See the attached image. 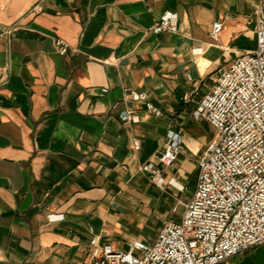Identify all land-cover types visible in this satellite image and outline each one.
<instances>
[{"label":"crops","instance_id":"0c3cea01","mask_svg":"<svg viewBox=\"0 0 264 264\" xmlns=\"http://www.w3.org/2000/svg\"><path fill=\"white\" fill-rule=\"evenodd\" d=\"M257 10L264 0H0V264H89L94 234L117 249L155 238L167 220L155 228L153 215L171 210L193 170L194 190L212 139L192 114L218 71L255 47ZM165 11L178 31L154 34ZM123 88L146 91L162 116ZM169 131L183 136L172 199L138 169ZM225 264H264V243Z\"/></svg>","mask_w":264,"mask_h":264},{"label":"built area","instance_id":"2783aa9c","mask_svg":"<svg viewBox=\"0 0 264 264\" xmlns=\"http://www.w3.org/2000/svg\"><path fill=\"white\" fill-rule=\"evenodd\" d=\"M256 12L255 47L218 71L192 114L208 122L214 135L198 157L195 188L178 220L165 221L152 240H129L122 249L101 242L102 236L94 234L87 248L89 264H225L264 243V13ZM222 27L219 21L213 23V41ZM151 30L176 33V15L165 11ZM55 47L60 55L68 49L60 38ZM8 77V70L0 68V85ZM122 92L124 101L142 103L146 111L162 116L146 91L123 88ZM119 118L130 125L135 110L124 108ZM166 138L155 160L138 168L160 191L176 186L167 171L183 144L181 134L169 131ZM133 145L138 150L139 140H133ZM177 188L181 191L183 186ZM177 212L175 204L171 213Z\"/></svg>","mask_w":264,"mask_h":264},{"label":"rangeland","instance_id":"374dc122","mask_svg":"<svg viewBox=\"0 0 264 264\" xmlns=\"http://www.w3.org/2000/svg\"><path fill=\"white\" fill-rule=\"evenodd\" d=\"M205 126L207 127V130L209 131L210 136L212 138L214 135L213 127L209 126L207 124H205ZM195 177H196V171L193 170V172L187 178L188 183L183 185V189L178 192L175 199H172L171 196L168 195L169 193H170V195L172 193L171 191L168 190V188L165 191L159 190L162 193V195L170 197L173 200L174 205L178 204V212L176 214H172L171 210H170L169 212L165 211L164 212L165 214H163V213L162 214L161 213L154 214L153 215L154 216L153 217V225L155 226V228L160 227L164 220H173V219L178 220V218L181 214V211L183 209V204H185L191 198V195L193 193V186H194V182H195ZM174 205H172V206H174Z\"/></svg>","mask_w":264,"mask_h":264}]
</instances>
